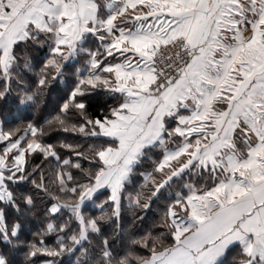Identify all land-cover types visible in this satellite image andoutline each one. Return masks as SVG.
I'll return each instance as SVG.
<instances>
[{
    "label": "snow or ice",
    "instance_id": "obj_1",
    "mask_svg": "<svg viewBox=\"0 0 264 264\" xmlns=\"http://www.w3.org/2000/svg\"><path fill=\"white\" fill-rule=\"evenodd\" d=\"M0 264H264V0H0Z\"/></svg>",
    "mask_w": 264,
    "mask_h": 264
},
{
    "label": "trees",
    "instance_id": "obj_2",
    "mask_svg": "<svg viewBox=\"0 0 264 264\" xmlns=\"http://www.w3.org/2000/svg\"><path fill=\"white\" fill-rule=\"evenodd\" d=\"M110 102V101H109Z\"/></svg>",
    "mask_w": 264,
    "mask_h": 264
}]
</instances>
